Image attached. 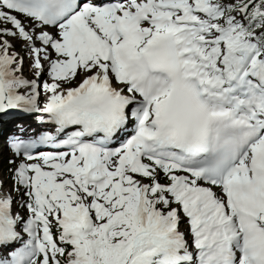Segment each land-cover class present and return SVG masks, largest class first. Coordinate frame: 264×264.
Wrapping results in <instances>:
<instances>
[{
    "label": "snow or ice",
    "instance_id": "1",
    "mask_svg": "<svg viewBox=\"0 0 264 264\" xmlns=\"http://www.w3.org/2000/svg\"><path fill=\"white\" fill-rule=\"evenodd\" d=\"M11 110L0 264H264V0H0Z\"/></svg>",
    "mask_w": 264,
    "mask_h": 264
},
{
    "label": "rangeland",
    "instance_id": "2",
    "mask_svg": "<svg viewBox=\"0 0 264 264\" xmlns=\"http://www.w3.org/2000/svg\"><path fill=\"white\" fill-rule=\"evenodd\" d=\"M17 44V42H15ZM16 51H19L21 53V55H24V51L22 49L21 44L20 45H16ZM28 61L26 60L25 62V68H24V74L26 76L30 77V72H29V68H28ZM44 79H47L46 77H44ZM38 119V114H29L26 113L24 116H22L20 119H14L17 120L16 125H11L10 126V131L6 136H1V138H3L2 140H5L8 144V146H5V142L1 144L0 146V173H4L2 174V176L0 177V181H3L5 183V186L7 187L6 190H10L13 186V181H12V176H13V170L15 169L16 165L19 164L21 162L22 158H18L15 156V154L11 151L9 145L10 142L12 141V139L14 137H18V134H23V135H30L31 134V124L33 122H35ZM9 124V123H8ZM17 124H21L20 126ZM5 124H0V131H2L1 127H4ZM10 125V124H9ZM43 126L47 127L46 124L43 123ZM46 131H50V128H47L46 130H36L33 131L35 133H39V134H43ZM12 135L13 137L10 139H8V136ZM38 136V135H36ZM36 136H31V137H26L25 138H21L24 140H27L29 138L32 137H36ZM5 160V162H4ZM12 161H15V163H12ZM4 162V163H3ZM11 167V169H10ZM9 169V170H8ZM18 212L20 213V215L22 216H26L27 215V211L26 209H21V208H17ZM182 230L186 229V225H182ZM7 251V250H6Z\"/></svg>",
    "mask_w": 264,
    "mask_h": 264
},
{
    "label": "bare ground",
    "instance_id": "3",
    "mask_svg": "<svg viewBox=\"0 0 264 264\" xmlns=\"http://www.w3.org/2000/svg\"><path fill=\"white\" fill-rule=\"evenodd\" d=\"M20 44H21L20 42H17L16 45H20ZM40 116H41V114H38V119L31 124L30 128H31L32 132L39 130V129L46 130L47 128H49L48 126L47 127L43 126V122L41 121ZM45 119H46V117H45ZM36 135H39V134H36L35 132L31 134V136H36Z\"/></svg>",
    "mask_w": 264,
    "mask_h": 264
},
{
    "label": "trees",
    "instance_id": "4",
    "mask_svg": "<svg viewBox=\"0 0 264 264\" xmlns=\"http://www.w3.org/2000/svg\"><path fill=\"white\" fill-rule=\"evenodd\" d=\"M2 139H3V138H1V136H0V140H2ZM4 162H5V160H4ZM4 162H3V163H4ZM10 168H11V167H10ZM8 170H9V169H8Z\"/></svg>",
    "mask_w": 264,
    "mask_h": 264
},
{
    "label": "water",
    "instance_id": "5",
    "mask_svg": "<svg viewBox=\"0 0 264 264\" xmlns=\"http://www.w3.org/2000/svg\"><path fill=\"white\" fill-rule=\"evenodd\" d=\"M1 115V114H0Z\"/></svg>",
    "mask_w": 264,
    "mask_h": 264
}]
</instances>
